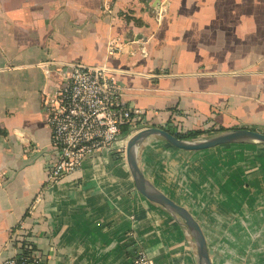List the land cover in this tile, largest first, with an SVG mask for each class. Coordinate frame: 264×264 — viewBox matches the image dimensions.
Wrapping results in <instances>:
<instances>
[{
	"label": "crops",
	"instance_id": "crops-1",
	"mask_svg": "<svg viewBox=\"0 0 264 264\" xmlns=\"http://www.w3.org/2000/svg\"><path fill=\"white\" fill-rule=\"evenodd\" d=\"M73 63L109 67L146 127L264 131V0H0V264L24 241L39 264H131L138 248L199 264L180 219L137 189L126 147L142 127L47 183L43 96ZM138 162L199 221L213 264H264V145L150 136Z\"/></svg>",
	"mask_w": 264,
	"mask_h": 264
},
{
	"label": "built area",
	"instance_id": "built-area-1",
	"mask_svg": "<svg viewBox=\"0 0 264 264\" xmlns=\"http://www.w3.org/2000/svg\"><path fill=\"white\" fill-rule=\"evenodd\" d=\"M109 48L111 54L121 50L115 43ZM69 69L57 89L43 96L54 149V156L46 166L47 183L73 173L97 152L112 149L123 136L148 124L142 111L135 115L134 109L122 100V88L109 67L73 63ZM2 176L0 173V179ZM40 261L41 253L35 245L24 241L20 254L2 264H39ZM131 264L154 262L143 248H138Z\"/></svg>",
	"mask_w": 264,
	"mask_h": 264
},
{
	"label": "water",
	"instance_id": "water-1",
	"mask_svg": "<svg viewBox=\"0 0 264 264\" xmlns=\"http://www.w3.org/2000/svg\"><path fill=\"white\" fill-rule=\"evenodd\" d=\"M150 136H159L174 147L187 151L208 150L218 146L236 143L264 145V131L246 127L224 129L206 136L191 139L179 138L169 130L156 126L142 128L132 134L126 147V160L135 180L138 191L150 201L164 207L168 212L179 218L193 237L198 254L199 264H213L203 228L192 212L177 203L157 186L142 171L139 162V149Z\"/></svg>",
	"mask_w": 264,
	"mask_h": 264
},
{
	"label": "trees",
	"instance_id": "trees-1",
	"mask_svg": "<svg viewBox=\"0 0 264 264\" xmlns=\"http://www.w3.org/2000/svg\"><path fill=\"white\" fill-rule=\"evenodd\" d=\"M167 130H169L170 132H172L173 134H175L179 138H184V139H191V138H193L195 136H199L203 133V131H193V132L191 131V132L182 133V132H177L176 130H172L170 128H168Z\"/></svg>",
	"mask_w": 264,
	"mask_h": 264
}]
</instances>
